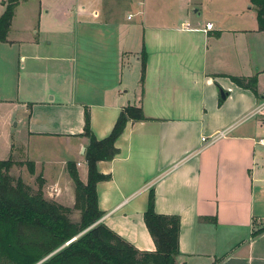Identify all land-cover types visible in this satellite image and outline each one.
I'll return each instance as SVG.
<instances>
[{"label": "crops", "instance_id": "1", "mask_svg": "<svg viewBox=\"0 0 264 264\" xmlns=\"http://www.w3.org/2000/svg\"><path fill=\"white\" fill-rule=\"evenodd\" d=\"M190 1L168 18L156 8L162 0H19L9 34L20 22L23 38L0 44V106L22 108L28 154L32 142L60 141L67 157L50 179L33 157H17L4 133L0 161L32 162L34 175L14 167L23 181L42 176L45 198L74 208L68 164L86 184V109L103 140L124 108L141 107L148 120L129 122L120 153L97 164L111 176L97 185L99 223L141 252L156 251L144 219L153 191L155 212L181 220L177 264H264V233L253 237L264 226V117L252 115L264 97V32L251 0L248 16L205 19ZM125 5L132 11L122 17ZM231 76H256L258 94ZM220 131L227 136L204 146L203 137Z\"/></svg>", "mask_w": 264, "mask_h": 264}, {"label": "trees", "instance_id": "2", "mask_svg": "<svg viewBox=\"0 0 264 264\" xmlns=\"http://www.w3.org/2000/svg\"><path fill=\"white\" fill-rule=\"evenodd\" d=\"M4 4L6 10L0 16V43L8 41L19 0H7ZM251 4L255 8L259 31L264 32V0H251ZM147 58L143 49L142 82L145 79ZM230 79L238 87L258 94L256 76H231ZM146 120L141 107L128 106L121 112L112 133L103 140H97L91 130L90 112L86 109L84 136L90 141L86 152V184L81 181L76 164H68V172L75 186L74 208L47 200L42 176L38 177L39 189L34 192L22 178L16 179L10 174L16 165H26L29 173L34 175L35 166L32 162L15 163L12 159L0 161V264H39L62 247L42 264H177L181 220L177 216L158 215L155 212L153 191L144 219L156 251L141 252L109 227L99 223L104 214L99 209L97 185L110 181L111 176L101 174L97 164L112 161L120 153L116 142L129 122ZM76 212L81 215L80 222L72 220ZM262 233L264 226L255 231L253 237Z\"/></svg>", "mask_w": 264, "mask_h": 264}, {"label": "rangeland", "instance_id": "3", "mask_svg": "<svg viewBox=\"0 0 264 264\" xmlns=\"http://www.w3.org/2000/svg\"><path fill=\"white\" fill-rule=\"evenodd\" d=\"M5 1L7 0H0V14L3 13V7L5 4ZM188 0H162L161 4L159 6H156L158 11H161L163 13H166L167 16H170L168 18H172L174 14H183L188 11L191 7L187 4ZM192 1H196L193 11L195 12L197 9L200 10L201 17L203 19L210 18V15L213 14H224V15H231L232 13H239V11L243 12L248 16L250 14V7L251 4L247 5L245 7L244 0H211V1H203V0H191L190 4H193ZM124 6V5H123ZM126 7H122L121 10H119L121 16L127 17L128 13H131L132 10ZM255 12V8H254ZM3 15V14H2ZM1 15V16H2ZM245 20L244 25L249 26L250 21ZM232 21V20H231ZM233 23V22H231ZM231 25L232 27V24ZM20 22H16L13 24L12 32L9 34V39L20 41L23 38L22 31L20 30ZM31 36V31H27L25 34V37ZM1 44V43H0ZM16 45V44H14ZM135 74V70L133 71ZM138 76L140 77L141 69L140 65L137 68ZM264 78V77H263ZM23 110L21 107H3L0 106V141L3 140L4 133H6L7 137L10 135L13 138L15 145H16V154L17 157H27L31 158L33 157V161H37V169L40 171H44L45 175L48 176V178L53 179L56 177V175L61 171L62 163L65 161V158L67 157V151H66V145L64 142H54L50 141L48 143H43V141H38L36 143L32 142L29 154H28V148L26 149L27 144V135L24 131V120L22 117ZM18 123H20L18 125ZM261 138H264V124L262 125L261 134L259 135ZM1 143V142H0ZM36 144V145H35ZM33 147L40 150L39 152L33 150ZM45 147V148H44ZM37 155V156H35ZM262 156L263 160H259L258 163L260 164V167H263V173L261 175V178L264 179V149H262ZM16 157V155H15ZM16 157V158H17ZM23 172V168H12L11 175L14 178H22L20 173ZM23 179V178H22ZM24 182L26 185H28L34 192H37L39 189V182L38 177L34 176H25ZM45 194V192H44ZM49 201H52L49 199ZM80 213L76 212L74 215H72V220L74 222H80Z\"/></svg>", "mask_w": 264, "mask_h": 264}, {"label": "built area", "instance_id": "4", "mask_svg": "<svg viewBox=\"0 0 264 264\" xmlns=\"http://www.w3.org/2000/svg\"><path fill=\"white\" fill-rule=\"evenodd\" d=\"M212 28H213V25H210V24L207 25V30H212ZM252 115L264 117V97L261 100V102L256 106ZM226 136H227L226 131H220V132L214 134L213 136H211L209 138L203 137L202 143L204 144V146L211 145V144L215 143L216 141H218L222 138H225ZM260 144L264 145V140H261Z\"/></svg>", "mask_w": 264, "mask_h": 264}, {"label": "water", "instance_id": "5", "mask_svg": "<svg viewBox=\"0 0 264 264\" xmlns=\"http://www.w3.org/2000/svg\"><path fill=\"white\" fill-rule=\"evenodd\" d=\"M223 98H225V96L223 95ZM84 152H85V148H84ZM82 235V234H81ZM79 235V237L81 236ZM65 246H68V244H66ZM64 247L58 249L57 251H55L54 253H52L50 256H48L47 258L43 259L39 264H42L44 261L48 260L50 257H52L53 255H55L56 253H58L60 250H62Z\"/></svg>", "mask_w": 264, "mask_h": 264}]
</instances>
